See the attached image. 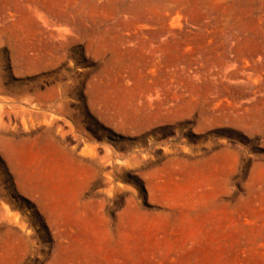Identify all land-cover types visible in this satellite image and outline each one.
<instances>
[{
	"label": "rangeland",
	"instance_id": "obj_1",
	"mask_svg": "<svg viewBox=\"0 0 264 264\" xmlns=\"http://www.w3.org/2000/svg\"><path fill=\"white\" fill-rule=\"evenodd\" d=\"M0 43V264H264V0H0ZM107 75L161 117L109 122ZM32 105L50 129L10 112Z\"/></svg>",
	"mask_w": 264,
	"mask_h": 264
},
{
	"label": "bare ground",
	"instance_id": "obj_2",
	"mask_svg": "<svg viewBox=\"0 0 264 264\" xmlns=\"http://www.w3.org/2000/svg\"><path fill=\"white\" fill-rule=\"evenodd\" d=\"M42 12V11H41ZM46 13V12H45ZM43 14V13H42ZM38 16V20L40 19V21H42V24L44 27H50L51 24L49 21H47L45 18H43L41 15H37ZM60 18V17H59ZM67 21V20H66ZM63 22V21H61ZM61 24V23H60ZM52 28V27H51ZM57 28V26H56ZM60 26L58 27V30H56V34H50V39L52 40H62L63 38V34L61 31H59ZM50 29V28H49ZM29 31V30H28ZM65 31H69V30H64V33H66ZM55 32V31H54ZM70 33V32H69ZM42 34V33H41ZM49 36V35H48ZM67 36V35H66ZM37 40V39H36ZM18 41V40H17ZM20 41V40H19ZM24 42V41H23ZM39 42V41H38ZM26 43V42H25ZM35 43V42H34ZM33 43V44H34ZM49 43V42H47ZM2 44V43H0ZM4 44H7V42L5 41ZM44 45V44H42ZM47 45V44H46ZM53 45V44H52ZM7 46L10 49V46L7 44ZM50 46V45H49ZM13 47V46H12ZM27 47V46H26ZM38 47V46H37ZM17 50V48H16ZM53 51V50H52ZM59 51V50H58ZM108 49L106 50V53H108ZM12 52V49H11ZM27 48L24 47V49H20L19 52H16L12 59L14 62L18 61V59L23 58L25 59V63L26 64H31V60L28 58V56L26 55L27 53ZM10 53V52H9ZM22 54V55H21ZM37 56V55H36ZM41 56V54H40ZM34 57V56H33ZM39 57V56H38ZM52 57V56H50ZM49 57V58H50ZM52 58H55V56H53ZM63 59V58H62ZM50 60V59H49ZM46 61V60H45ZM53 61V60H52ZM23 68V67H21ZM25 72V71H24ZM107 77H109V75H107L106 77H102V82H99L98 84H94L93 86V91L95 93V100H94V104L96 106H99L101 108V112L103 114V116L109 121V122H116L117 120L119 121V126L122 128H127V127H132V128H138V129H145L148 128L149 125L154 122L156 119L161 117L160 114V110L158 108L159 111L155 112V113H148L147 110L145 108H138L137 104H135L132 100L128 101L127 103L124 104L125 107L123 108H116L114 109L112 106V102L110 100V85H107L105 83V81L107 80ZM98 82V81H97ZM90 90V89H89ZM81 93V91H79ZM78 92V94H79ZM74 93V92H73ZM20 100H24V99H20ZM149 101H151L150 99H148ZM27 103L32 104L29 100H25ZM39 101V100H38ZM150 103V102H149ZM34 107V108H33ZM65 107V106H64ZM197 106H193V108L188 112H194L197 110ZM34 109L33 111L35 112H31L28 109H17L14 107L10 108V112H12L14 115H16V117L19 119H23V123L25 121L33 124L34 122H39V123H43V127L44 129H50L51 128V122L54 120L50 118L49 121H47V115H46V108L44 109H40L37 107V105H32V108ZM92 110V109H91ZM206 110V109H205ZM4 112V109L2 107H0V112ZM78 111V110H77ZM207 113V111L201 110V113ZM174 115L177 113L176 110H174ZM182 115V114H181ZM208 115V114H207ZM12 117V116H11ZM72 117V116H71ZM75 118V117H74ZM12 119V118H11ZM211 124H214L212 122H216L217 120L214 118V116L211 118ZM221 119V118H220ZM13 120V119H12ZM56 120V119H55ZM58 120V119H57ZM207 120V119H206ZM219 121V120H218ZM18 122V123H19ZM22 122V121H21ZM232 122V121H231ZM17 123V122H16ZM56 124V123H55ZM59 124V123H58ZM53 125V124H52ZM80 125V124H79ZM208 125V124H207ZM35 126V125H34ZM33 126V127H34ZM42 126V125H41ZM56 126V125H55ZM54 126V127H55ZM210 126V125H209ZM39 129V127H37ZM41 128V127H40ZM53 128V127H52ZM55 129V128H54ZM46 131V130H45ZM38 132V131H37ZM41 132V131H40ZM48 132V131H46ZM36 133V132H35ZM73 133V132H72ZM75 133H78L77 131H75ZM52 134V133H51ZM79 134V133H78ZM53 135V134H52ZM19 137V136H18ZM53 138V137H52ZM54 139V138H53ZM33 144V143H32ZM90 154V153H88ZM87 157L91 156L93 157V155H88ZM78 155V154H77ZM13 156L15 158V160L17 159V157H19L18 155V150L16 148V146L14 145V153ZM74 156V155H72ZM80 156V155H78ZM78 159L79 160V158ZM82 156V155H81ZM80 156V157H81ZM84 156V155H83ZM82 156V157H83ZM86 156V155H85ZM95 156V155H94ZM207 157V156H206ZM81 159V158H80ZM84 159H86L84 157ZM87 159H90L87 158ZM92 159V158H91ZM204 161V160H203ZM204 168H201V172H206L208 170L209 174H211L212 176H223L226 173V167L224 166L223 162L220 160L217 156L212 155L210 158H208L205 162V165L203 166ZM206 168V169H205ZM170 170V169H169ZM190 169H185V168H178V169H174L171 168V173L173 176L179 174V176L181 175H186L190 173ZM168 175V174H167ZM201 176V175H200ZM208 178V177H207ZM31 188H33V190H39V187L36 184H30ZM160 189V188H159ZM205 190V189H204ZM160 193V192H159ZM163 194V193H162ZM161 195V193H160ZM164 195H162L163 197ZM213 196V195H211ZM180 199V198H178ZM176 202V201H175ZM180 202V201H179ZM175 208L178 209L177 207L179 206L178 202L176 204H174ZM173 206V207H174ZM180 207V206H179ZM173 208V209H175ZM181 208V207H180ZM201 208V207H200ZM174 211V210H173ZM204 213L206 214H210L209 217H206L204 215ZM175 214H178L177 210L175 212ZM196 218L201 222V227L204 228L206 225L211 223V226L213 227L217 221H221V218L218 216V211H216V206L214 204H212V202H209V204L204 205L203 209L201 211H198L196 214ZM223 219V218H222ZM12 225H15L18 229V224L17 222L13 221L11 217H9L8 215H4V216H0V228H10ZM14 226V227H15ZM3 243V242H2ZM2 250V251H1ZM0 251L3 253H5V251H3V247L0 246Z\"/></svg>",
	"mask_w": 264,
	"mask_h": 264
}]
</instances>
